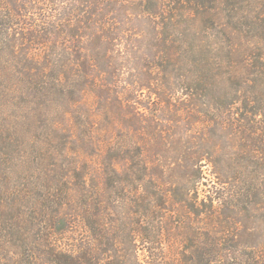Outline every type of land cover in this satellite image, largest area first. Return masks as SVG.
I'll return each instance as SVG.
<instances>
[{
    "label": "trees",
    "instance_id": "trees-1",
    "mask_svg": "<svg viewBox=\"0 0 264 264\" xmlns=\"http://www.w3.org/2000/svg\"><path fill=\"white\" fill-rule=\"evenodd\" d=\"M0 264H264V0H0Z\"/></svg>",
    "mask_w": 264,
    "mask_h": 264
},
{
    "label": "rangeland",
    "instance_id": "rangeland-1",
    "mask_svg": "<svg viewBox=\"0 0 264 264\" xmlns=\"http://www.w3.org/2000/svg\"><path fill=\"white\" fill-rule=\"evenodd\" d=\"M259 37V36H258ZM204 180L203 185L201 186V194L205 195V193L209 190L211 191L212 187L216 186V180L214 179L213 175L210 173V169L205 167L204 169ZM206 186L208 188H206Z\"/></svg>",
    "mask_w": 264,
    "mask_h": 264
}]
</instances>
